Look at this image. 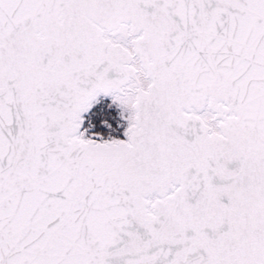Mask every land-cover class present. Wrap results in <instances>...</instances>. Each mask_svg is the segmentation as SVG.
Returning <instances> with one entry per match:
<instances>
[{"label":"snow or ice","instance_id":"obj_1","mask_svg":"<svg viewBox=\"0 0 264 264\" xmlns=\"http://www.w3.org/2000/svg\"><path fill=\"white\" fill-rule=\"evenodd\" d=\"M0 264H264V0H0Z\"/></svg>","mask_w":264,"mask_h":264}]
</instances>
